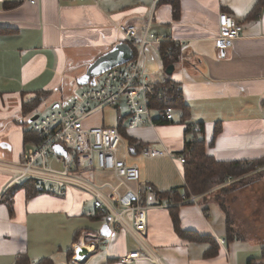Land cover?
<instances>
[{
    "label": "crops",
    "instance_id": "crops-1",
    "mask_svg": "<svg viewBox=\"0 0 264 264\" xmlns=\"http://www.w3.org/2000/svg\"><path fill=\"white\" fill-rule=\"evenodd\" d=\"M178 1L179 18H174L169 3L160 4L152 27L157 35L185 43V48H180L181 61L168 75L161 46L155 45L147 51L145 64L154 73V81H172L180 86L190 118L185 121L182 110L175 108L173 124L125 129L126 136L122 137L127 138L130 153L118 157L140 169L139 182L122 186L114 172L98 169L80 174L112 199L127 189L138 191L148 186L165 198L183 189L184 166L169 156L150 158L145 151L181 155L186 142L194 139L187 133L190 124L203 129L197 138H204L208 155L217 161L264 158V6L260 17H254L250 13L258 0ZM152 6L153 0H38L36 6L26 0H0V161H21L25 151L34 147L25 143L30 121L67 105L81 91L78 79L88 68L116 46L126 44L119 26H143ZM224 13L244 30L232 47L218 50L215 38ZM40 94L45 98L38 107L24 113V104ZM104 111L115 116V124H104V120L89 124L118 128L119 122L125 121L123 108ZM218 124L222 132L210 145ZM129 139L134 141L133 148ZM15 177L14 172L0 170V264H15L20 255L28 256L32 264L50 258L54 264H67L68 252L76 256L80 248L91 250L79 264H125L122 258L134 251L143 259L132 264H264V243L226 241L227 216L220 203L208 197L201 196L197 204L173 202L171 208L147 211L145 243L152 252L149 258L125 230L110 241L101 239L106 223L89 217L93 212L89 194L70 189L63 196H29L24 184L13 183ZM173 210L181 234L175 228ZM198 237L217 242L215 256H205L211 245L198 241ZM71 264L78 261L73 258Z\"/></svg>",
    "mask_w": 264,
    "mask_h": 264
},
{
    "label": "built area",
    "instance_id": "built-area-1",
    "mask_svg": "<svg viewBox=\"0 0 264 264\" xmlns=\"http://www.w3.org/2000/svg\"><path fill=\"white\" fill-rule=\"evenodd\" d=\"M160 1L153 0L152 11L143 26L124 24L119 26L125 43L137 54L129 63L114 68L96 79L94 86L82 87L70 102L52 110L30 124L29 132L40 137L42 143L25 151L18 164L0 161V170L16 174L13 183L32 182L38 193L65 195L67 190L83 191L92 198L93 212L89 217L103 215L105 223L111 230L110 241L117 232L125 230L134 237L142 251L151 258L152 252L147 248L145 238L148 230L147 211L154 208H171L175 204L170 197L165 198L153 186L145 190L127 189L115 199L103 195L93 184L81 177L82 172L98 169L114 172L120 185L140 181V169L128 165L118 157L122 135L116 127H87L84 121L104 109L123 110L127 113L126 129L128 131L154 126L173 124L175 122V103L181 98L182 91L172 81L155 79L145 64V56L152 46L175 44L185 48V43L174 41L170 36L157 35L153 32V19ZM178 1V0H174ZM36 6L38 0H26ZM220 33L215 38L218 50L232 47L242 38L243 27L230 15L224 13L219 17ZM141 32V33H140ZM192 142L203 133L198 125L190 128ZM190 141V142H191ZM61 145L68 150L69 159L61 157L55 147ZM72 153V155H71ZM126 153H130L127 147ZM150 158L173 157L182 165L186 163L184 155L170 154L162 150H147ZM53 158L63 169L49 167L48 160ZM232 178H229L231 180ZM199 198L182 196L179 205L197 204ZM89 251V250H88ZM143 259L139 251H134L122 258L125 264H132ZM77 257H74L76 262Z\"/></svg>",
    "mask_w": 264,
    "mask_h": 264
},
{
    "label": "trees",
    "instance_id": "trees-1",
    "mask_svg": "<svg viewBox=\"0 0 264 264\" xmlns=\"http://www.w3.org/2000/svg\"><path fill=\"white\" fill-rule=\"evenodd\" d=\"M169 3L173 8V15L175 19H178L180 16V3L179 1L174 0H162L160 1V4ZM264 6V0H258L256 5L253 7L250 15L254 17H260V12ZM160 55L164 64V67L166 70H168L171 67H174L175 64L181 61L182 53L181 49L176 46L175 44H163L160 47ZM134 58L136 57V53L134 52ZM45 97L40 94L37 99L32 100L30 103H25L23 110L24 113H27L33 109H36L38 105L43 101ZM175 108L181 109L183 112V117L185 118V121H187L190 117L189 114V108L183 104L182 97L178 99L175 103ZM126 121H120L118 131L122 136H126V127H125ZM194 126L190 124L187 128V133H191L190 128ZM221 124H218L216 126V129L214 131V136L212 139V142L210 145H213L215 140L219 137V134L222 132ZM130 147H134V141L130 140ZM25 143L34 145L35 147H38L41 145L42 140L40 137L30 133L27 131L25 133ZM72 155V153H71ZM181 155L185 156L186 163L183 164V175L185 180V186L181 190H174L169 193V197L172 198V201L177 203L181 201L182 196H186L187 198L194 196L200 198L201 196H205L206 194L213 193L212 191L222 184L226 183L229 178H238L242 177L249 172L256 170L259 167H264V158L261 160L253 161V162H220L217 161L214 157H211L207 153V144L204 138H197L194 142H186L185 150L182 152ZM26 186V189L29 192V196H33L36 194H40L35 191L34 184L32 182H26L24 184ZM165 197V196H164ZM205 197H209L208 195ZM218 204V199L215 201ZM222 206L226 216H227V236L226 241L231 243L234 241L240 240L238 236L231 232L230 230V224H229V218L228 214L226 212V209L220 203ZM173 220L175 224V228L180 233V221L176 214V212L173 210L172 212ZM94 218L103 219L105 221V217L103 215L96 216ZM181 234V233H180ZM183 235V234H182ZM194 239L192 236L188 235V239ZM198 241L204 242L211 245V248L205 253V256L207 258L213 257L216 255V251L218 249L217 242L212 240V238H203L198 237L196 238ZM78 237L76 236L74 238V242L77 243ZM68 261L67 264H71L72 259L74 258L73 251L68 252ZM263 258H264V248H263ZM15 264H32L29 257L26 255H20L16 261ZM37 264H54L53 261L50 259H43Z\"/></svg>",
    "mask_w": 264,
    "mask_h": 264
},
{
    "label": "rangeland",
    "instance_id": "rangeland-1",
    "mask_svg": "<svg viewBox=\"0 0 264 264\" xmlns=\"http://www.w3.org/2000/svg\"><path fill=\"white\" fill-rule=\"evenodd\" d=\"M101 81V77L98 78ZM107 111H98L93 114L84 125H90L94 121H103L104 124H115L114 115L109 116ZM127 113L125 112L124 117ZM123 117V118H124ZM87 123V125H86ZM127 138L122 137L118 154L120 158L126 156ZM48 165L54 169H61L51 158ZM63 169V168H62ZM130 185V184H129ZM133 186V185H132ZM131 186V187H132ZM209 196L210 200H217L222 203L229 218L230 230L239 239H250L264 243V167H259L248 174L227 180L226 183L216 187Z\"/></svg>",
    "mask_w": 264,
    "mask_h": 264
},
{
    "label": "water",
    "instance_id": "water-1",
    "mask_svg": "<svg viewBox=\"0 0 264 264\" xmlns=\"http://www.w3.org/2000/svg\"><path fill=\"white\" fill-rule=\"evenodd\" d=\"M133 51L127 44H120L116 46L112 52H109L108 54L102 56L99 58L96 62H94L87 70L86 74L78 79V85L80 87H86V86H94L96 84V79L101 77L106 72L123 66L133 59ZM174 70V67L169 68L166 72L168 75H171ZM57 106L56 108H58ZM54 108V109H56ZM53 109V110H54ZM40 116H36L30 121V124L38 120ZM55 151L58 155H61V157H64L66 159H69V153L68 150L58 145L55 147ZM101 236L110 238L111 236V230L109 226L106 224L103 226L101 230ZM76 257L78 259L85 260L88 256V250L86 248H80L76 251ZM64 264V263H62Z\"/></svg>",
    "mask_w": 264,
    "mask_h": 264
},
{
    "label": "bare ground",
    "instance_id": "bare-ground-1",
    "mask_svg": "<svg viewBox=\"0 0 264 264\" xmlns=\"http://www.w3.org/2000/svg\"><path fill=\"white\" fill-rule=\"evenodd\" d=\"M88 249H89V247H88ZM90 250H91V249H89V251H90ZM82 260H83V259L80 258V259H78V260H76V261H78V264H79L80 262H82Z\"/></svg>",
    "mask_w": 264,
    "mask_h": 264
}]
</instances>
